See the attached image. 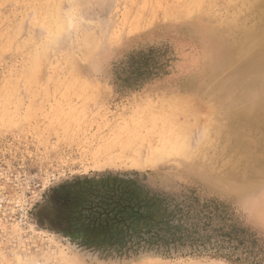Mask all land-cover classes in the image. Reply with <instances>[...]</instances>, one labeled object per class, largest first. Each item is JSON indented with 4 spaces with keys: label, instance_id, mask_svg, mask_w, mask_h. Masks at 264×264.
<instances>
[{
    "label": "rangeland",
    "instance_id": "374dc122",
    "mask_svg": "<svg viewBox=\"0 0 264 264\" xmlns=\"http://www.w3.org/2000/svg\"><path fill=\"white\" fill-rule=\"evenodd\" d=\"M190 1L0 0V264H264V0ZM131 57L157 69L124 89ZM105 173L225 207L237 240L83 246L59 188Z\"/></svg>",
    "mask_w": 264,
    "mask_h": 264
},
{
    "label": "trees",
    "instance_id": "16d2710c",
    "mask_svg": "<svg viewBox=\"0 0 264 264\" xmlns=\"http://www.w3.org/2000/svg\"><path fill=\"white\" fill-rule=\"evenodd\" d=\"M126 63L124 89H135L155 75L157 67ZM67 235L76 234L85 247L120 253L170 249L194 252L232 249L237 240L227 231L228 210L197 197L177 200L152 192L134 174L105 173L76 179L59 188Z\"/></svg>",
    "mask_w": 264,
    "mask_h": 264
},
{
    "label": "bare ground",
    "instance_id": "6f19581e",
    "mask_svg": "<svg viewBox=\"0 0 264 264\" xmlns=\"http://www.w3.org/2000/svg\"><path fill=\"white\" fill-rule=\"evenodd\" d=\"M190 6L192 7V6H201L202 4H203V0H192V1H190ZM52 14V13H51ZM57 20H59L57 17H56V21L55 20H51V21H49V23H48V25H49V27L51 28V30L56 34V35H58L59 33H60V31L62 30V28H63V24H64V22H61L62 20H59V21H57ZM52 34V33H51ZM53 35V34H52ZM54 36V35H53ZM36 57H37V55H36ZM176 125V124H175ZM179 125V124H178ZM177 126V125H176ZM176 126H173L174 128L176 127ZM178 128V140H174L173 142H175V143H171L172 145H169L168 146V144H167V148H168V150L169 151H171V152H174V151H184L185 149H186V137H187V132L185 133V131H186V128H185V126L184 125H179V126H177ZM173 128V129H174ZM172 129V130H173ZM175 132H176V130H174ZM172 132V131H171ZM176 136V135H175ZM177 138V137H176ZM175 138V139H176ZM170 140V139H169ZM171 140H172V138H171ZM171 140L170 141H167V143L169 142H171ZM135 146L136 145H127V146H123V147H121V149H122V151H127V152H131V153H134L136 156H138V155H140V154H142V149L139 147V148H135ZM150 156L152 157V159H154L155 158V155H154V153H150Z\"/></svg>",
    "mask_w": 264,
    "mask_h": 264
},
{
    "label": "snow or ice",
    "instance_id": "6c2138e0",
    "mask_svg": "<svg viewBox=\"0 0 264 264\" xmlns=\"http://www.w3.org/2000/svg\"><path fill=\"white\" fill-rule=\"evenodd\" d=\"M53 210V206L49 204L46 208L42 209L45 214H50Z\"/></svg>",
    "mask_w": 264,
    "mask_h": 264
}]
</instances>
